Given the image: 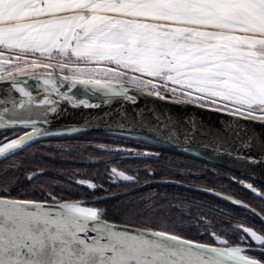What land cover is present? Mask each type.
Returning a JSON list of instances; mask_svg holds the SVG:
<instances>
[{
  "label": "snow or ice",
  "instance_id": "6c2138e0",
  "mask_svg": "<svg viewBox=\"0 0 264 264\" xmlns=\"http://www.w3.org/2000/svg\"><path fill=\"white\" fill-rule=\"evenodd\" d=\"M0 13V67L13 69L7 76L0 74V80L7 79L27 98L12 101L13 109L34 103L16 78L27 70L17 66L23 61L32 70L31 78L42 79L60 101L73 107L100 105L61 91L53 73H68L61 81L69 91L79 84L135 105L137 97L129 94L127 84L159 100L264 125V0H0ZM53 61L47 76L35 75ZM35 103L58 114L51 107L57 100L45 96ZM9 112L0 106V131H25L17 138H0V157L49 134L37 127L47 123L46 116L12 111L6 118ZM129 157L159 158L147 153ZM110 171L120 181L135 182L124 171ZM79 183L97 189L94 182ZM247 188L260 195L252 185ZM11 195L0 191V264H264V259L245 254L264 257V235L247 227L242 231L250 241L241 237L238 243L252 242L258 248L232 247L218 235L214 239L223 246L164 230L117 229L91 207L60 203L57 210Z\"/></svg>",
  "mask_w": 264,
  "mask_h": 264
},
{
  "label": "trees",
  "instance_id": "16d2710c",
  "mask_svg": "<svg viewBox=\"0 0 264 264\" xmlns=\"http://www.w3.org/2000/svg\"><path fill=\"white\" fill-rule=\"evenodd\" d=\"M21 133L0 132V138H15ZM129 153L159 158L135 159ZM112 168L132 175L135 182L118 180L112 175ZM30 175L35 179L29 181ZM163 180L229 196L264 217V187L251 183L261 194L257 196L243 185L246 180L203 161L105 134L50 138L0 162V191L11 192L10 199L43 203L88 201ZM80 181L94 182L97 189L92 191ZM88 205L99 209L101 219L110 223L164 230L212 246H221L214 239L218 235L232 247H255L252 242L238 243L241 237L250 241L242 231L245 227L264 235V222L243 206L176 185L153 184L123 197ZM248 254L264 259L259 253Z\"/></svg>",
  "mask_w": 264,
  "mask_h": 264
},
{
  "label": "water",
  "instance_id": "95a60500",
  "mask_svg": "<svg viewBox=\"0 0 264 264\" xmlns=\"http://www.w3.org/2000/svg\"><path fill=\"white\" fill-rule=\"evenodd\" d=\"M35 75L45 77L48 73H35ZM53 75L57 79L61 91L69 92L76 99H87L91 103L100 105V107H73L69 102L60 101L51 91V86L44 85L42 79L31 78L32 73H28L18 75L16 78L21 87L32 93L34 103L30 106L26 105L25 109L18 107L13 109L12 101L19 103L21 100L26 101L27 98L16 92L7 79L0 80V106H6L10 109L9 113H5L6 118L12 115V111L17 114L32 117L46 116L47 118V123L42 121L37 127L47 129L49 134L36 138L35 142H31L22 150H17L14 155L50 138L87 133L105 134L173 150L264 187V147L261 146V140L264 138V125L260 122L238 119L226 112L212 111L198 105L172 102L170 99L159 100L148 95L146 91H140L127 85L125 87L129 89V94L137 97L135 105L124 101L122 97H106L103 93L85 89L79 84L76 89L69 91L67 82H62L61 76ZM45 96L58 101L57 104L51 106L57 108L58 114L46 112V108L49 106H37L35 102ZM105 99L109 101L108 104L103 103ZM18 131H22L20 134L22 135L25 130L20 129ZM27 131H31V129H27ZM250 143H254L251 150H249ZM14 155L0 157V162ZM153 184L183 185L170 180L152 181L97 199L63 203H77L82 206L94 204L123 197ZM182 187L218 197L230 203L237 201L211 190L186 185ZM37 203L59 210L58 205L60 203ZM236 205L243 206L264 222V217L249 206L241 202ZM103 221L115 225L117 229L127 227L129 231L149 232L145 229ZM89 235H94V233H89ZM251 248H258V246ZM260 250L264 251V249Z\"/></svg>",
  "mask_w": 264,
  "mask_h": 264
},
{
  "label": "rangeland",
  "instance_id": "374dc122",
  "mask_svg": "<svg viewBox=\"0 0 264 264\" xmlns=\"http://www.w3.org/2000/svg\"><path fill=\"white\" fill-rule=\"evenodd\" d=\"M5 55H8V53L7 52H5ZM28 59L30 60L31 59V56H29L28 57ZM17 66L18 67H20V68H26L27 70L24 72V73H22V74H18V75H23V74H28V73H32V70L30 69V68H27V66L23 63V61H21V62H18V64H17ZM55 66V61H53V62H51V64H50V67L47 69V70H44V69H38V70H36V72L35 73H49L50 71H52V68ZM9 71H13V69H11V68H8V66L5 64L3 67H0V74H3V75H5V76H7V73L9 72ZM53 74H56V75H58V76H63V75H65V74H68V73H60V72H55V73H53ZM17 75V76H18ZM129 75H131V74H129ZM127 85V84H126ZM127 86H132V85H127ZM133 87V86H132ZM117 151H122V149H118ZM124 151V150H123ZM125 152H130L129 150H126ZM243 185L245 186V187H247V185H252L250 182H248V181H246V182H243ZM249 189V188H248ZM257 190V189H256ZM257 193H260L258 190H257ZM256 195V194H255ZM261 195V194H260ZM259 195V196H260ZM258 196V195H257ZM229 197V196H228ZM82 206V205H81ZM84 207H91V208H94V209H96V210H98L100 213H101V211L99 210V209H97V208H95V207H93V206H91V205H84ZM257 234L258 235H263V234H261V233H259V232H257ZM222 246V245H221ZM257 246V245H256ZM259 247V246H258ZM245 254H247V255H249V256H251V257H253V258H256L255 256H252V255H250V254H248V253H245ZM258 259V258H257Z\"/></svg>",
  "mask_w": 264,
  "mask_h": 264
},
{
  "label": "crops",
  "instance_id": "0c3cea01",
  "mask_svg": "<svg viewBox=\"0 0 264 264\" xmlns=\"http://www.w3.org/2000/svg\"><path fill=\"white\" fill-rule=\"evenodd\" d=\"M0 14H2V13H0Z\"/></svg>",
  "mask_w": 264,
  "mask_h": 264
},
{
  "label": "bare ground",
  "instance_id": "6f19581e",
  "mask_svg": "<svg viewBox=\"0 0 264 264\" xmlns=\"http://www.w3.org/2000/svg\"><path fill=\"white\" fill-rule=\"evenodd\" d=\"M2 146V145H1Z\"/></svg>",
  "mask_w": 264,
  "mask_h": 264
}]
</instances>
